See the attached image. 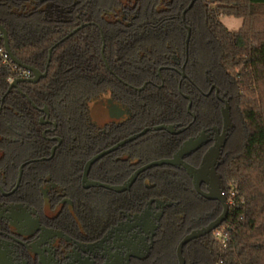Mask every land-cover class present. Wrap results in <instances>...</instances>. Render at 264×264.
<instances>
[{
	"label": "flooded vegetation",
	"instance_id": "obj_1",
	"mask_svg": "<svg viewBox=\"0 0 264 264\" xmlns=\"http://www.w3.org/2000/svg\"><path fill=\"white\" fill-rule=\"evenodd\" d=\"M201 3L0 0V26L5 32L3 24L9 22L60 28L66 33L58 45L82 32L120 83L85 86L89 94L73 119L61 120L59 111L51 118L46 107L37 108V134L12 108L2 110L11 90L2 96L0 264H178L179 242L221 214L220 203L209 198L217 194L228 198L222 173L235 144L234 97L232 84L222 72L205 68L200 57L190 61V46L194 55L201 37L195 39L187 16L195 15ZM173 23L177 28L166 37H133L132 49L120 54L127 70L144 77L142 83L121 80L110 69L113 53L109 50L117 38ZM136 64L154 70L141 71L134 68ZM165 86L176 93L180 109L146 125L157 105L130 96L124 88L136 94ZM103 152L84 174L86 163ZM78 159L82 162L77 164ZM164 159H179L181 164L146 169L126 186L139 169ZM157 169L179 175L185 188L154 178L152 171ZM95 182L116 190L93 187ZM216 206L207 223L185 232L191 217ZM204 237L183 246L184 264H210L205 255L194 262L192 252L189 259L186 256L188 245Z\"/></svg>",
	"mask_w": 264,
	"mask_h": 264
},
{
	"label": "trees",
	"instance_id": "obj_2",
	"mask_svg": "<svg viewBox=\"0 0 264 264\" xmlns=\"http://www.w3.org/2000/svg\"><path fill=\"white\" fill-rule=\"evenodd\" d=\"M199 10L204 29L217 50L218 71L232 84L235 121L241 136L238 144L235 129V144L222 173L227 197L231 200L227 218L220 225L228 239L226 247L220 246L211 234L188 245L186 256L189 259L192 252L191 261H199L203 252L210 264H264V0H202ZM220 16L241 19V26L230 31L221 23ZM3 25L15 58L40 71L44 70L48 50L66 33L60 28L36 24L18 26L9 22ZM176 28L173 23L169 28L162 25L155 30L142 29L126 39L117 38L109 50L113 53V58L108 60L110 69L121 80L142 83L144 77L127 70L120 54L132 49L133 37L160 39ZM189 54L193 62L191 46ZM134 66L148 73L154 70L153 66ZM19 73L18 67L4 64L0 58V100L10 85L7 79ZM107 83L120 84L106 70L89 36L78 32L52 50L44 78L36 83H18L11 89L2 110L7 106L12 108L17 116L28 121L30 131L37 134L40 130L37 108L46 107L51 118H56L59 111L61 120L73 119L79 116L89 94L85 86ZM124 90L130 96L140 97L142 102L153 101L157 105L158 111L146 125H153L169 111L177 113L180 109L178 97L169 86L136 94L128 88ZM37 140L34 137L32 142ZM81 162L77 160V164ZM152 175L176 189L185 188L179 175L164 169L154 170ZM217 210L218 206L191 217L185 232L207 223Z\"/></svg>",
	"mask_w": 264,
	"mask_h": 264
},
{
	"label": "water",
	"instance_id": "obj_3",
	"mask_svg": "<svg viewBox=\"0 0 264 264\" xmlns=\"http://www.w3.org/2000/svg\"><path fill=\"white\" fill-rule=\"evenodd\" d=\"M192 5V3L188 6V8H190ZM184 15V13H183ZM187 35H186V40H185V48L187 50V46H188V43H189V38H190V29L187 27ZM0 38L2 39V42H3V49L4 51L6 52V54L9 56L11 62L17 66L18 68L28 72L31 74V77L30 78H16L14 79L9 87H8V92L12 89V88H15L17 86L18 83H23V82H26V83H36L38 82L41 78H44L46 76V71H47V66L50 62V55H51V52L52 50L58 45V43L54 44L50 50H49V53H48V60H47V64H46V68H45V72L41 73L39 70L37 69H34L30 66H27V65H24L22 63H20L16 58L15 56L12 54L10 48H9V45H8V39H7V36H6V32L4 31V29L0 26ZM3 99V98H2ZM227 122V115L225 116V123ZM104 153L106 152H103V153H100L98 154L97 156H95L94 158H92L90 161H88L85 165V169H84V174L86 173L88 167L93 164L95 161H97L99 158H101ZM174 164H181L180 160L178 159H174V160H159V161H155V162H152L146 166H144L143 168L139 169L134 175L133 177L129 180V183L126 185L128 186L134 179L135 177L142 171L146 170V169H149V168H152V167H157V166H161V165H174ZM185 169L187 170L188 173L194 175L195 174V171L193 169H191L189 166L187 165H184ZM91 185L93 187H101V188H106V189H113V190H116L114 188H111L105 184H102V183H99V182H95V183H91ZM197 185V184H196ZM209 199H214V200H217L220 205H221V208H222V212L221 214L215 219L213 220L212 222H210L207 226H205L204 228L202 229H199V230H195V231H192L190 234L186 235L178 244L177 248H176V258H177V263L178 264H184V260H183V257H182V248L183 246H185L187 243H189L190 241L192 240H195V239H198L200 237H204L208 234H210L211 232H213V230H215L217 227H219L227 218V215H228V211H229V206L227 204V201H226V198L225 197H222L220 194H217V196H213V197H210Z\"/></svg>",
	"mask_w": 264,
	"mask_h": 264
},
{
	"label": "rangeland",
	"instance_id": "obj_4",
	"mask_svg": "<svg viewBox=\"0 0 264 264\" xmlns=\"http://www.w3.org/2000/svg\"><path fill=\"white\" fill-rule=\"evenodd\" d=\"M192 15L187 16V23L192 28V31L194 33L193 35L195 36V39L198 36L201 37L199 45L195 43L196 47L194 46V48H196L195 52H194L195 59L196 58L198 59L200 57L199 61L202 65L205 66V68L211 67L214 70H218L217 50H216L215 44L213 42H209V40H211V39L209 38V36L207 35V33L204 29L201 11L198 10L197 12H195V15H193V17H192ZM194 16H195V18H194ZM219 20L230 31L238 30L239 27L241 26V23H242L241 19H235L232 17L220 16ZM210 50H212V52H210ZM209 53H212V54L209 55ZM236 136L238 137V144H239V141H240L239 138L241 136V132H240V128H239L238 124L236 125ZM173 255H174V252L171 253L172 258H173ZM201 255L204 256L205 253L202 252Z\"/></svg>",
	"mask_w": 264,
	"mask_h": 264
},
{
	"label": "built area",
	"instance_id": "obj_5",
	"mask_svg": "<svg viewBox=\"0 0 264 264\" xmlns=\"http://www.w3.org/2000/svg\"><path fill=\"white\" fill-rule=\"evenodd\" d=\"M0 58H1V60H2V62L4 64H7L8 63V64L13 65L15 68L17 67V66H15L11 62L9 56L6 54V52L4 51V49L0 50ZM29 74L30 73H28V72L20 69V73L16 77H10V78L7 79V81L9 83H11L16 78H27V77H29ZM227 204H228V206L231 204L230 198H227ZM212 235H213L214 240L216 242H218V244L220 246L226 247V244H227V240L228 239H227V236H226V234L224 232V228L222 226H219L215 230H213ZM215 264H218V263H215Z\"/></svg>",
	"mask_w": 264,
	"mask_h": 264
}]
</instances>
